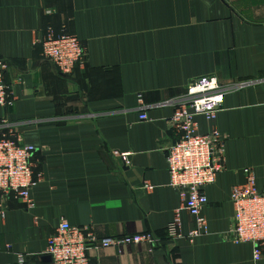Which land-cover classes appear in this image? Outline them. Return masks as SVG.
Listing matches in <instances>:
<instances>
[{
    "label": "crops",
    "instance_id": "1",
    "mask_svg": "<svg viewBox=\"0 0 264 264\" xmlns=\"http://www.w3.org/2000/svg\"><path fill=\"white\" fill-rule=\"evenodd\" d=\"M49 31L85 48L67 76L43 56ZM0 62L13 100L0 107V126L34 147L41 174L33 209L0 200V264L21 255L24 264H49L47 239L61 220L99 239L155 238L90 250L91 264H264L251 244L224 239L243 171L264 187V0H0ZM203 76L217 78L224 104L212 122L196 118L198 134L218 131L226 160L204 189L208 232L190 242L193 220L169 186L165 156L177 133L166 102ZM114 153L128 154L129 165ZM178 210L181 236L171 238Z\"/></svg>",
    "mask_w": 264,
    "mask_h": 264
},
{
    "label": "built area",
    "instance_id": "2",
    "mask_svg": "<svg viewBox=\"0 0 264 264\" xmlns=\"http://www.w3.org/2000/svg\"><path fill=\"white\" fill-rule=\"evenodd\" d=\"M43 56L52 62L60 74L67 76L85 59V48L71 35L55 37L49 31L41 41ZM6 66L0 62V107L13 104L7 86L3 83ZM246 83L239 85L243 88ZM140 105H143L139 97ZM173 105L174 112L169 118L170 127L177 133V140L166 151L165 161L169 175V186L174 189L185 210L193 220L188 239L208 232L202 210L207 204L204 189L213 184L225 166V138L212 130L205 135L198 134L196 118L212 122L224 104V93L215 76H203L192 80L186 87L185 96ZM140 120H146L145 113ZM0 126V200L10 197L23 203L27 210L34 208L31 190L39 183L41 174L34 170L33 146L25 144L19 134L5 122ZM114 155L129 165L128 154ZM244 183L232 188L230 202L233 207L232 222L224 233V239L233 244H251L254 260L264 259V187L258 190L254 171H244ZM151 191V186L145 185ZM180 211L175 212L168 227L171 238L181 236ZM155 238L150 233L124 235L114 238H97L88 226H71L61 220L58 228L47 239L45 255L49 264H91L88 251L107 248L122 249L127 246L147 244L152 246ZM18 263L25 258L18 256Z\"/></svg>",
    "mask_w": 264,
    "mask_h": 264
},
{
    "label": "water",
    "instance_id": "3",
    "mask_svg": "<svg viewBox=\"0 0 264 264\" xmlns=\"http://www.w3.org/2000/svg\"><path fill=\"white\" fill-rule=\"evenodd\" d=\"M47 260L50 262V258L47 256Z\"/></svg>",
    "mask_w": 264,
    "mask_h": 264
}]
</instances>
